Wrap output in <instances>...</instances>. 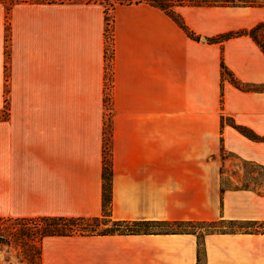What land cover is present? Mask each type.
Wrapping results in <instances>:
<instances>
[{
  "label": "crops",
  "instance_id": "1",
  "mask_svg": "<svg viewBox=\"0 0 264 264\" xmlns=\"http://www.w3.org/2000/svg\"><path fill=\"white\" fill-rule=\"evenodd\" d=\"M11 1L0 0V217L101 215L109 69L111 219L264 223V91L253 88L264 85V53L248 35L212 40L264 22V6L172 0L190 37L169 10L117 2L108 68L104 0ZM199 250L203 264H264V233L41 243L42 264H197Z\"/></svg>",
  "mask_w": 264,
  "mask_h": 264
},
{
  "label": "trees",
  "instance_id": "2",
  "mask_svg": "<svg viewBox=\"0 0 264 264\" xmlns=\"http://www.w3.org/2000/svg\"><path fill=\"white\" fill-rule=\"evenodd\" d=\"M109 3V0H105ZM124 3L130 0H115V2ZM151 5L159 7L161 9L169 10V14L174 18L177 24L185 30V32L190 36L194 37L178 15L174 14L171 11L172 0H146ZM190 3L198 5H247V6H264V0H189ZM106 10V8H105ZM264 27V22L256 24L250 29H241L234 32H229L220 35L217 38L212 40L221 41L228 39L233 36L238 35H248L251 39L258 45L261 51L264 53V43L257 36V31ZM222 75L229 78L231 83L240 89H252V87H247L237 81L226 69L224 64H221ZM254 89H261L264 91V85ZM5 116H0V118H5ZM242 134L251 138L257 139L252 131L249 129L234 125ZM102 213L100 216L95 217H65V216H38V217H0V225L3 222H11L12 225H18L19 228L14 230L5 229L2 231L0 228V246L6 245L8 247H13L16 252V258L22 264H42L41 256V243L44 237L50 235H67L71 233H138L144 230H135L131 226H140V225H171V226H184V225H193L201 224L192 221H172V222H139V221H121L113 220L110 217V202H111V163L110 159L108 160L104 155L103 159V169H102ZM112 221V227H106L104 229L98 230V224L103 223L107 225V222ZM204 223H219V222H204ZM224 223V222H220ZM234 223V222H229ZM248 224H264V223H248ZM244 229L250 231L251 227H243ZM242 229V228H241ZM239 230V229H238ZM177 231H186V230H177ZM236 231V230H235ZM263 232L264 231H255ZM203 254L199 250V255L197 257V264H203ZM9 261V259H7Z\"/></svg>",
  "mask_w": 264,
  "mask_h": 264
},
{
  "label": "rangeland",
  "instance_id": "3",
  "mask_svg": "<svg viewBox=\"0 0 264 264\" xmlns=\"http://www.w3.org/2000/svg\"><path fill=\"white\" fill-rule=\"evenodd\" d=\"M13 1V0H12ZM11 1V2H12ZM117 3V1H116ZM103 4L107 10L108 3L104 0ZM107 12V11H106ZM111 14V12H109ZM107 14V13H106ZM106 20V17H105ZM257 36L263 41L264 43V27L260 28L257 31ZM113 56V52L107 53L105 52V57L107 62L111 61ZM110 62L108 63V68ZM112 85V76L111 72L107 71V76H104V107H105V129H104V155L109 160L110 156V150H109V134H110V104H111V95H110V88ZM7 115L6 105L4 106V109L0 112V116ZM240 166L246 171L250 172L255 170L256 168L249 164V163H240ZM223 182L226 183L224 180ZM104 223V222H103ZM103 223L98 224V230L104 229L106 227H112V221L109 220L107 222V225H104ZM251 227L252 230L255 231H264V224H247V223H201V224H193V225H184V226H171V225H157V224H150V225H140V226H131L132 229L135 230H144V231H177V230H190V231H196L199 235L207 232V231H235L238 229H241L243 227ZM0 228H2V231L5 229H11L14 230L15 228H19L18 225H12L11 222H3V224L0 225ZM9 259V261H7ZM0 264H22L18 261L16 258V252L13 249V247H8L6 245L0 246Z\"/></svg>",
  "mask_w": 264,
  "mask_h": 264
},
{
  "label": "built area",
  "instance_id": "4",
  "mask_svg": "<svg viewBox=\"0 0 264 264\" xmlns=\"http://www.w3.org/2000/svg\"><path fill=\"white\" fill-rule=\"evenodd\" d=\"M115 0H109L106 14V25H105V37H106V49L105 52L111 53L113 52V15L109 12H112ZM108 71H110L108 69Z\"/></svg>",
  "mask_w": 264,
  "mask_h": 264
}]
</instances>
